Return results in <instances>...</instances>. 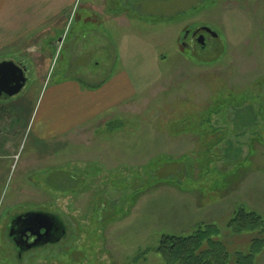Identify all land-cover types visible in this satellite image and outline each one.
<instances>
[{
	"label": "rangeland",
	"instance_id": "obj_1",
	"mask_svg": "<svg viewBox=\"0 0 264 264\" xmlns=\"http://www.w3.org/2000/svg\"><path fill=\"white\" fill-rule=\"evenodd\" d=\"M87 2L0 45L31 78L5 105L21 134L11 150L0 140V264H164L160 236L199 224L246 252L252 234L226 224L241 206L264 216V0ZM186 29L203 44L183 47ZM113 71L133 90L112 85L89 117L86 92ZM229 140L246 160L222 170ZM28 210L59 215L66 237L19 258L6 225Z\"/></svg>",
	"mask_w": 264,
	"mask_h": 264
},
{
	"label": "crops",
	"instance_id": "obj_2",
	"mask_svg": "<svg viewBox=\"0 0 264 264\" xmlns=\"http://www.w3.org/2000/svg\"><path fill=\"white\" fill-rule=\"evenodd\" d=\"M77 1L78 0H0V45H4V43L6 42H15L18 37L20 38L21 36L26 35L28 31L35 29L38 22L46 20L48 17L50 20L53 15H56L59 11H61V8L63 7L62 4L66 3L68 4V6L72 7L77 3ZM79 1L82 2V0ZM87 1L90 3L95 2V0ZM88 2L82 5L83 11H86L89 7ZM10 60H13L16 63L18 62L24 64V62H22V59L20 58V54L17 52L15 56H13V58H10ZM27 70H29L28 67ZM122 78L125 80V82L118 80ZM30 79L31 78L28 75L25 86L27 83H29ZM124 83L127 86L128 90H133L132 83L126 71H122V73L118 75H116L115 71H113L108 79L101 85H99V87L86 92L87 94H89L88 98L85 99L87 106L86 110L88 107H92V109L94 110L93 112L87 111L90 112L89 117L91 115L95 118L102 117L100 115H102L103 112H106L107 108L114 103L106 101V99L110 95L109 91L112 85L117 84V87L121 90ZM23 89L13 97H0V140L1 137L4 139V147L9 148V150L14 148V145L21 134V125L18 126V118L10 119V121H8L7 119L5 121V105H7L8 102L12 101V98H17L18 95H20L19 93H21ZM36 117H38V113L34 117L32 125V120L30 119L27 128L31 125L30 131L35 130V136L38 139H41L45 134L44 130L46 127H43L40 124L35 125ZM9 122L10 124L6 126ZM79 123H74L73 125H71L70 129L75 130L79 126ZM53 139L54 138L50 140ZM0 145L2 144L0 143Z\"/></svg>",
	"mask_w": 264,
	"mask_h": 264
},
{
	"label": "trees",
	"instance_id": "obj_3",
	"mask_svg": "<svg viewBox=\"0 0 264 264\" xmlns=\"http://www.w3.org/2000/svg\"><path fill=\"white\" fill-rule=\"evenodd\" d=\"M227 146L226 156L231 157L232 161L227 162L222 170L232 163L242 165L246 160L239 157L240 149L232 146L230 140ZM232 216L226 224L232 234H252L246 252L227 251L225 244L215 239L220 230L213 224L204 227L199 224L197 230L187 236L164 233L154 250L161 255L164 264H256V255L264 247V216L244 206L238 207Z\"/></svg>",
	"mask_w": 264,
	"mask_h": 264
},
{
	"label": "water",
	"instance_id": "obj_4",
	"mask_svg": "<svg viewBox=\"0 0 264 264\" xmlns=\"http://www.w3.org/2000/svg\"><path fill=\"white\" fill-rule=\"evenodd\" d=\"M205 31L216 36L214 31L203 27ZM203 44V36L198 38ZM25 65L16 63L13 60L0 62V97H13L25 86ZM7 237L14 244L18 257L30 249L50 244H56L66 235V225L59 215L43 210H28L20 215H15L8 222ZM33 237V241L29 238Z\"/></svg>",
	"mask_w": 264,
	"mask_h": 264
},
{
	"label": "flooded vegetation",
	"instance_id": "obj_5",
	"mask_svg": "<svg viewBox=\"0 0 264 264\" xmlns=\"http://www.w3.org/2000/svg\"><path fill=\"white\" fill-rule=\"evenodd\" d=\"M201 30H202V28L200 29V31ZM183 32H184L183 40L181 41V44L183 47H189L190 48L194 43L201 44L198 42V38H200V36H203V35L199 34V29H192V30L186 29ZM203 39H204V37H203ZM20 64L24 65L23 63H20ZM27 71H26V73H28ZM33 240H34L33 237L29 238V241H33ZM13 246H14V244H13Z\"/></svg>",
	"mask_w": 264,
	"mask_h": 264
}]
</instances>
